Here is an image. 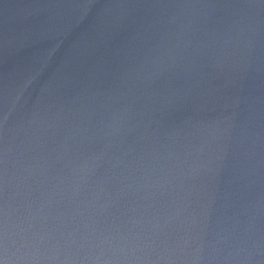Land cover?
<instances>
[{
	"label": "water",
	"instance_id": "water-1",
	"mask_svg": "<svg viewBox=\"0 0 264 264\" xmlns=\"http://www.w3.org/2000/svg\"><path fill=\"white\" fill-rule=\"evenodd\" d=\"M0 264H264V0H0Z\"/></svg>",
	"mask_w": 264,
	"mask_h": 264
}]
</instances>
